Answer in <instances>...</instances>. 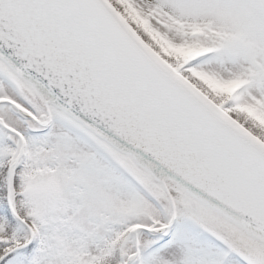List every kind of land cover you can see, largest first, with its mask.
Wrapping results in <instances>:
<instances>
[{
  "label": "snow or ice",
  "instance_id": "1",
  "mask_svg": "<svg viewBox=\"0 0 264 264\" xmlns=\"http://www.w3.org/2000/svg\"><path fill=\"white\" fill-rule=\"evenodd\" d=\"M0 264H264V0H0Z\"/></svg>",
  "mask_w": 264,
  "mask_h": 264
}]
</instances>
